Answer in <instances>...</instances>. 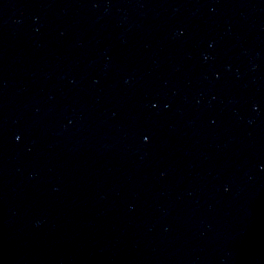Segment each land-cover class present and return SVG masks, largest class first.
<instances>
[{
	"label": "water",
	"instance_id": "1",
	"mask_svg": "<svg viewBox=\"0 0 264 264\" xmlns=\"http://www.w3.org/2000/svg\"><path fill=\"white\" fill-rule=\"evenodd\" d=\"M0 264H264V0H0Z\"/></svg>",
	"mask_w": 264,
	"mask_h": 264
}]
</instances>
